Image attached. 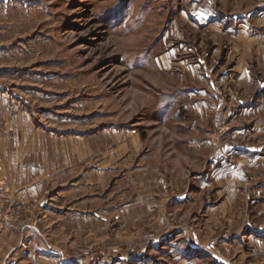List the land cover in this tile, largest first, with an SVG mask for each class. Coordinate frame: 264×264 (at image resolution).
<instances>
[{"label":"rangeland","instance_id":"obj_1","mask_svg":"<svg viewBox=\"0 0 264 264\" xmlns=\"http://www.w3.org/2000/svg\"><path fill=\"white\" fill-rule=\"evenodd\" d=\"M0 142L70 252L264 264V0H0Z\"/></svg>","mask_w":264,"mask_h":264},{"label":"crops","instance_id":"obj_2","mask_svg":"<svg viewBox=\"0 0 264 264\" xmlns=\"http://www.w3.org/2000/svg\"><path fill=\"white\" fill-rule=\"evenodd\" d=\"M10 147L0 142V195L20 208L16 219L0 231V264H101L94 252H70L51 242L43 224L34 221L33 199L38 197L33 194L32 155L15 159L16 154L7 153Z\"/></svg>","mask_w":264,"mask_h":264},{"label":"built area","instance_id":"obj_3","mask_svg":"<svg viewBox=\"0 0 264 264\" xmlns=\"http://www.w3.org/2000/svg\"><path fill=\"white\" fill-rule=\"evenodd\" d=\"M12 210L4 201V197L0 195V231L4 226L13 221L15 218L16 211Z\"/></svg>","mask_w":264,"mask_h":264},{"label":"snow or ice","instance_id":"obj_4","mask_svg":"<svg viewBox=\"0 0 264 264\" xmlns=\"http://www.w3.org/2000/svg\"><path fill=\"white\" fill-rule=\"evenodd\" d=\"M199 15H200V16H203V15H204V13H203V12H201V13H199Z\"/></svg>","mask_w":264,"mask_h":264}]
</instances>
